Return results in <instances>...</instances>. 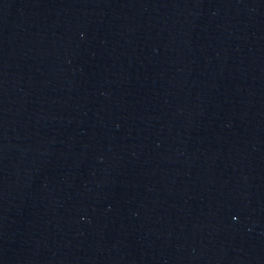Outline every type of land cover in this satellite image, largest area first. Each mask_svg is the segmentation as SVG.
I'll list each match as a JSON object with an SVG mask.
<instances>
[{
	"label": "water",
	"instance_id": "water-1",
	"mask_svg": "<svg viewBox=\"0 0 264 264\" xmlns=\"http://www.w3.org/2000/svg\"><path fill=\"white\" fill-rule=\"evenodd\" d=\"M251 0H0V264H221Z\"/></svg>",
	"mask_w": 264,
	"mask_h": 264
}]
</instances>
